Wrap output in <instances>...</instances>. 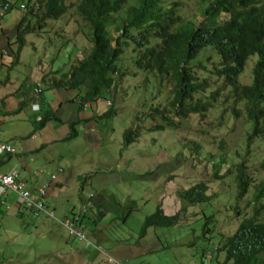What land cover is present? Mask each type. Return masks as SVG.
Returning a JSON list of instances; mask_svg holds the SVG:
<instances>
[{
    "label": "rangeland",
    "instance_id": "374dc122",
    "mask_svg": "<svg viewBox=\"0 0 264 264\" xmlns=\"http://www.w3.org/2000/svg\"><path fill=\"white\" fill-rule=\"evenodd\" d=\"M64 1L70 8L69 12L60 20L49 21L46 33L26 36L21 60L15 68H9L12 57L9 56L7 47L5 52L8 57L3 56L4 62L0 64V142L10 143L16 150L0 171L5 174L12 167H19L23 180L29 178L18 162L21 154L19 144L33 130L41 128L36 125L34 114L52 109L47 104L32 103L36 85L42 84L44 97L53 99L51 89L56 79L52 75L53 71L64 67L67 73L69 64H78L80 60H84L92 47L89 31L76 11L78 0ZM178 1L181 18H190L198 24L204 21L202 13L208 0ZM24 13L25 11L12 10L2 19L1 28L6 36L16 37L18 23L26 14ZM35 23L36 20H33V24ZM15 46L17 45H13L11 52L16 50ZM69 53L74 55L71 62L62 56H68ZM133 57L136 56L126 54L122 59L130 75L125 84L121 85L117 114L112 119L83 123L77 127L78 138L51 144L26 158V165L31 172L43 169L53 172L61 169L65 172L68 183L64 185L60 197L48 200L50 210L56 211L60 222L44 216L35 218L30 211H23V215H19L9 207L11 203L17 202V196L11 194L3 197L7 207L0 206V264H53L59 251H64V256H67L66 264L71 260L82 264L85 259H89L85 255L89 246H83V253L80 241L70 235L63 218L65 213L69 214L73 209L78 211L82 204L87 203L91 194L108 201L110 210L104 205L109 214L99 222L95 217L88 216L92 224L86 229L89 234L87 238L92 242L96 240L108 251L118 248L114 256L121 264H202V253L208 248L212 251L214 249L213 243H208L204 237L209 218L213 217V220L208 228L219 222L218 233L224 236H231L238 228L235 214L231 210L237 204L236 198L239 196L237 177L240 166H244L245 176L251 182L250 191L244 197L248 201L254 187L264 182V172L259 168L264 147L259 142H252L247 149L245 138L248 129L243 127L247 124V118L233 115L218 130L216 118L219 117V112L215 111L218 107L216 104L205 115L190 114L184 120L172 116L175 121H181L174 129L148 131V127L162 122L149 109L150 105L163 100L162 109L168 108L167 101L172 98L173 86L168 80L161 84L156 74L150 75L147 83L148 74L142 73L133 62ZM256 60L254 56L248 61L245 76L240 78L241 84L252 82ZM27 86L31 88L27 96L28 103H32L30 109L25 108L20 114L4 116L5 106L6 109H12L15 106L13 104L18 105L23 101ZM71 99L79 102L78 93ZM107 99L113 101L114 97L110 95ZM65 105L72 108L69 110L71 113L76 106L79 107L75 102ZM88 111L91 112V109ZM168 113H172V110ZM63 117L66 119L68 114ZM72 117L75 119V115ZM61 127L59 131H66L68 136L69 126L63 124ZM135 128L141 131L139 139L132 145L125 146L124 133ZM185 145H190L191 149L185 148ZM196 145L199 146L198 150ZM222 159L226 160L223 165ZM112 172L113 175L110 174ZM96 176L99 180L107 178L110 184L93 187L86 184ZM164 179L168 183L164 184ZM199 182L209 186V196H215L211 206L189 208L182 215L183 221L178 226L156 229L154 233L150 231L151 236L142 242V246L132 243L138 241L145 219L154 215L160 206L161 191L165 195L166 212L172 217L185 208V204H181L177 197L178 192ZM82 193L84 202L80 201ZM130 207L133 209L132 213ZM243 214L251 215V207L244 209ZM128 215L130 216L126 221L118 220ZM261 220L264 221V215ZM110 224L113 225L102 230L99 238L93 236L90 228L100 229V226ZM137 246L139 249L135 248ZM210 255L209 261H204L203 264H217L214 262L215 256L212 253ZM221 256L218 264H223L224 256Z\"/></svg>",
    "mask_w": 264,
    "mask_h": 264
},
{
    "label": "trees",
    "instance_id": "16d2710c",
    "mask_svg": "<svg viewBox=\"0 0 264 264\" xmlns=\"http://www.w3.org/2000/svg\"><path fill=\"white\" fill-rule=\"evenodd\" d=\"M205 7L202 13L204 21L198 24L190 18H181L178 0H78L76 11L89 31L92 47L84 60H80L77 65L69 64L67 73L64 67L52 73L56 79L51 91L57 94L61 106L74 102L71 98L75 93L80 98L77 103L78 119L69 124L70 132L63 141L78 138L79 125L91 124L97 119L110 120L117 114L121 85L125 84L130 75L122 59L126 54H132L136 56L133 57V62L142 73L148 74L147 83L149 76L156 74L161 84L168 80L173 86L172 98L167 101L168 108L162 109L163 100H157V103L150 105L149 109L163 123L148 127V131L174 129L181 122L175 121L174 117L184 120L190 114L205 115L217 104L215 111L219 112V117L216 118V129L221 130L233 115L244 116L247 124L243 127L248 129L245 138L247 149L252 142H259L263 148L264 2L208 0ZM12 10L25 11L26 14L24 13L18 23L16 40L6 44L10 51L9 56L12 57L10 69L15 68L21 60L26 36L46 33L47 23L60 20L70 8L64 0H16L6 14ZM33 20H36L35 24ZM67 43L68 41L66 45ZM13 45H17L16 50L11 52ZM62 56L69 62L74 58L70 53ZM254 56L257 60L253 68L252 82L243 85L240 78L245 76L246 65ZM26 89L27 93L18 109L3 113L4 116L20 114L25 108L30 109L32 103H37L36 100L28 103L27 96L31 88L27 86ZM110 95L114 97L113 101L107 99ZM90 109L91 112L88 111ZM170 109L172 113H168ZM35 114V123L41 128L33 130L26 139L45 129L51 122L63 124L58 117V111L48 109L40 113L43 118L39 122H36ZM140 133L138 128L126 131L125 146L135 143ZM223 146L224 141L221 142V147ZM185 148L191 149L190 145H185ZM198 148L196 145L197 150ZM6 156L10 160L11 156ZM261 157L259 168L264 172V155ZM5 162L2 156L0 169ZM22 170L25 171L26 168ZM163 182L168 183V180L164 179ZM237 182L239 196L231 212L235 214L239 226L231 236H224L218 233L219 222L208 228L213 220V217L209 218L204 237L208 243H213L214 249L212 251L208 248L202 253V264L209 261L210 253L215 256L214 262L217 264L221 255L224 256L223 264H264V221L261 220L264 215V182L254 187L249 201L244 197L250 191L251 182L245 176L243 165L240 166ZM208 191L209 186L199 182L183 192H178L177 197L181 204H185V208L172 217L164 210L166 200L164 192L161 191L160 206L154 215L145 219L138 241L132 243L142 246L150 230L178 226L183 221L182 215L189 208L211 206L215 196H209ZM250 207L251 215L243 214L244 209ZM97 208L98 219L102 221L108 211H103L100 205ZM130 209L132 213L133 209ZM129 216L118 220L126 221Z\"/></svg>",
    "mask_w": 264,
    "mask_h": 264
},
{
    "label": "crops",
    "instance_id": "0c3cea01",
    "mask_svg": "<svg viewBox=\"0 0 264 264\" xmlns=\"http://www.w3.org/2000/svg\"><path fill=\"white\" fill-rule=\"evenodd\" d=\"M15 40H16V37L15 38L8 37L4 34L3 31H0V56H3L2 52L5 50L7 42L8 41L12 42ZM2 62H4V61H2V59L0 58V64ZM0 93L2 94V91H0ZM53 96H54L53 99H48V98L44 97L41 102H43V104H45V102L46 103H52L53 104V108H52L53 110L59 108L58 109V117L63 121V124H66L67 126H69L70 123H72L78 119V106L75 105L76 108L71 113V111H69V110H72V108L71 107L69 108V105L67 106L65 104L61 106V103H60L59 99L57 98V94L55 92H53ZM9 99H11V98H9ZM57 103H58V108H57ZM75 103H78V102L75 101ZM19 104L18 105L13 104L15 106H13L12 109H6V106H5L4 113L16 111L19 107ZM64 114H68V117L66 119H64V117H63ZM73 115H75V119L72 117ZM35 117H36V119H39L41 117L40 113H36ZM54 122H57V121H54ZM63 124H60L58 122L55 125L49 124V126L45 130H43L41 132L37 131L33 136H31V138L26 139V140H21V143L19 144V149H20L21 154L18 157V162H20L21 168H26L25 173H26L27 177H29L31 171L26 165V158H28L30 155H34V154L42 151L43 149L47 148L51 144H55L57 142L64 140L67 137L66 136L67 132L66 131L63 132V130L59 131V128H62L61 126ZM10 156H12V155H10ZM4 158H5L4 161H6L7 156H5ZM17 165H19V164H17ZM95 179L92 181L86 182V184L89 186H92V187L94 185H96V186L107 185L108 186L110 184V181H108L107 178H106L107 180L103 179V178H101L99 180V177H97ZM67 183H68V179H65V174H64V176H62V178H61V185L49 193L48 200L50 198L58 199L60 197L59 194L62 192L61 186L65 185ZM90 197H91V195L88 196L87 202L89 201ZM80 201L84 202V193H82V196L80 197ZM93 203L99 204L103 211H106V209H104V205H106L107 209H109L108 201H106L102 197L96 195L95 198H93L91 206H90V212L92 213V217L98 218V214H99V211L97 208L98 205L94 206ZM10 205H11V206H9L10 209H15L19 215H23V213H24L23 211H25L24 209H21L20 207H18L16 205V203H13V204L11 203ZM4 206L7 207V204H5ZM164 210H165V208H164ZM94 212H96V213H94ZM108 214H109V212H107V215ZM66 216H69V214L65 213L64 218ZM88 220H89V218H86L84 221V227L85 228H89ZM112 225L113 224L104 225V226H100V229H96L95 233H96L97 237L99 238L100 233L103 229H107L108 227H110ZM150 231L154 233L153 230H150ZM150 231L147 234V238H149L151 236ZM80 243H81V250L84 253V247L83 246L85 244H84V242H80ZM135 248L139 249V246H137ZM117 249L110 251V255L116 261V263H114V264H121L120 262H117V259L114 256V253L116 252ZM85 255L89 256V259H85L82 264H111V263H109V260H107L106 258H103V256L100 255V253L95 252V249H93L91 247H89V249L86 250ZM67 259H68L67 256H64V251H59L55 255V263H53V264H63V263L66 264ZM69 264H78V262L76 260H71L69 262Z\"/></svg>",
    "mask_w": 264,
    "mask_h": 264
},
{
    "label": "built area",
    "instance_id": "2783aa9c",
    "mask_svg": "<svg viewBox=\"0 0 264 264\" xmlns=\"http://www.w3.org/2000/svg\"><path fill=\"white\" fill-rule=\"evenodd\" d=\"M41 90H36V96L40 95ZM16 150L10 143L0 142V158L7 154H13ZM63 170L52 172L43 169L32 173L34 179L31 183L21 180V173L18 168H13L3 174L0 171V198L5 194L17 196V202L24 209L31 211L34 217L42 215L47 218L57 220L56 212L49 209L46 204L48 193L51 188L59 182ZM88 213L86 208H82L71 217L63 219V223L68 227L71 236H75L80 241H85L86 236L83 233L82 217Z\"/></svg>",
    "mask_w": 264,
    "mask_h": 264
},
{
    "label": "clouds",
    "instance_id": "9594fccd",
    "mask_svg": "<svg viewBox=\"0 0 264 264\" xmlns=\"http://www.w3.org/2000/svg\"><path fill=\"white\" fill-rule=\"evenodd\" d=\"M13 3H15V1H13V0H2L1 2H0V17H2V19L6 16V15H8V14H6L7 13V11L9 10V8H10V5L11 4H13ZM22 12V11H21ZM2 21V20H1ZM1 21H0V31H2V28H1ZM13 47V46H12ZM6 49V48H5ZM2 55L3 56H6V52H5V50L2 52ZM3 56H1V59H2V57ZM6 57H8V56H6ZM77 65V64H76ZM42 84H38V85H36V88L34 89V96H33V100H36L37 101V103H39V104H43V102H41L42 101V99L44 98V94H45V90L44 89H42ZM36 90H41V94L40 95H38V96H36V94H35V91ZM51 92H54V91H51ZM76 100H74V102H75ZM113 103V102H112ZM112 103H111V105H112ZM45 104H47L48 106H50L51 108H53V104L52 103H46L45 102ZM53 110V109H52ZM55 111H58V109H55ZM41 118H43V117H40L39 119H36V121H40L41 120ZM16 153V152H15ZM15 153H13V154H15ZM13 154H7V155H13ZM224 162H226V160H224V159H222ZM221 160V161H222ZM224 162H221V165H223L224 164ZM4 166V165H3ZM219 167V166H218ZM13 168H18L19 169V167H12L11 169H13ZM10 169V170H11ZM9 170V171H10ZM20 170V169H19ZM58 170H60V169H58ZM57 170V171H58ZM8 171V172H9ZM57 171H55V172H57ZM35 172V171H34ZM53 172V171H52ZM20 173H21V170H20ZM32 173L33 172H31L30 173V175H29V179H25V180H23L22 179V177H21V180H23V181H28L29 183H31L32 181H33V179H32ZM64 174H65V172L63 171V174L61 175V177H60V179H59V182L56 184V185H54V187L53 188H51V190L49 191V193L51 192V191H53L54 189H56V188H58L60 185H61V178H62V176H64ZM217 175V174H216ZM218 177V176H217ZM63 187H64V185H62ZM62 187V189H61V191H63L64 190V188ZM209 192V191H208ZM49 193H48V195H49ZM9 194H7V195H3L1 198H0V206H4L5 204H6V202L4 201V200H2V198L3 197H5V196H8ZM95 196L96 195H93V194H91V197H90V199H89V201L86 203V204H82L80 207H79V210H81L82 208H86L87 209V211H88V213L86 214V215H84L83 217H82V227H83V233H84V235L86 236V240L85 241H80V242H84V244H85V242L87 243V245L89 246V247H91V248H93V249H95V252H97V253H100V255L101 256H103V258H106L107 260H109V263H111V264H114V263H116V261L111 257V255H110V251H108V250H106V249H104L103 247H102V245L99 243V242H97L96 240L94 241V242H92L91 240H89L88 238H87V236L89 235L88 234V232L86 231V229L87 228H85L84 227V221H85V219L86 218H89L88 216L90 215V216H92V213L90 212V206H91V203H92V200H93V198H95ZM46 204H47V206H48V198H47V200H46ZM16 205L18 206V207H20L21 209H23L20 205H19V203L18 202H16ZM93 205L95 206V203H93ZM49 207V206H48ZM50 209V208H49ZM78 210V211H79ZM25 211H28V210H25ZM52 211V210H51ZM78 211H74V209L69 213V216H66L65 218H67V217H71L73 214H76ZM31 212V211H30ZM53 212H56V211H54L53 210ZM32 214V213H31ZM33 215V214H32ZM44 215H42V216H40V217H43ZM34 217V216H33ZM40 217H38V218H40ZM44 217H46V216H44ZM58 217V216H57ZM104 217H106V216H104ZM36 218V217H35ZM65 218H63V219H65ZM123 218V217H122ZM50 219V218H49ZM59 219V218H58ZM104 219V218H103ZM52 220H54V219H52ZM89 220H90V218H89ZM88 220V225H90V224H92L90 221ZM96 221L97 222H99L100 220L98 219V218H96ZM95 225H97V224H95ZM95 227V226H94ZM91 231L94 233V235L93 236H97L96 235V233H95V231H96V228H91ZM91 235H92V233H91Z\"/></svg>",
    "mask_w": 264,
    "mask_h": 264
},
{
    "label": "bare ground",
    "instance_id": "6f19581e",
    "mask_svg": "<svg viewBox=\"0 0 264 264\" xmlns=\"http://www.w3.org/2000/svg\"><path fill=\"white\" fill-rule=\"evenodd\" d=\"M28 155V154H27Z\"/></svg>",
    "mask_w": 264,
    "mask_h": 264
}]
</instances>
